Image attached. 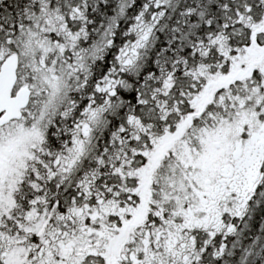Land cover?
Listing matches in <instances>:
<instances>
[{"label": "snow or ice", "instance_id": "snow-or-ice-1", "mask_svg": "<svg viewBox=\"0 0 264 264\" xmlns=\"http://www.w3.org/2000/svg\"><path fill=\"white\" fill-rule=\"evenodd\" d=\"M0 264H264V0H0Z\"/></svg>", "mask_w": 264, "mask_h": 264}]
</instances>
